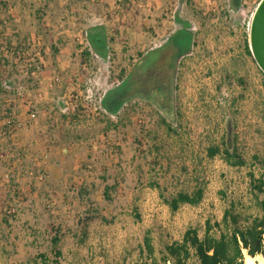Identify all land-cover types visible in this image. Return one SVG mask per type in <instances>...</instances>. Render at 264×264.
<instances>
[{
  "label": "rangeland",
  "instance_id": "374dc122",
  "mask_svg": "<svg viewBox=\"0 0 264 264\" xmlns=\"http://www.w3.org/2000/svg\"><path fill=\"white\" fill-rule=\"evenodd\" d=\"M4 1L1 51L5 38L27 40L0 92L17 124L0 136V264H133L145 231L158 249L188 228L201 236L229 201L254 213L247 184L264 168V79L246 46L259 0H132V10L121 0ZM185 24L193 46L176 62L166 109L140 96L105 109L128 75L164 65L168 51L152 53ZM89 37L103 40L102 56ZM223 140L244 166L207 156ZM196 186L199 204H165Z\"/></svg>",
  "mask_w": 264,
  "mask_h": 264
},
{
  "label": "trees",
  "instance_id": "16d2710c",
  "mask_svg": "<svg viewBox=\"0 0 264 264\" xmlns=\"http://www.w3.org/2000/svg\"><path fill=\"white\" fill-rule=\"evenodd\" d=\"M132 2V0H121L117 4L122 10H132L134 8ZM3 9L7 10V4L4 0H0V12ZM133 13H135V10H133ZM165 15L167 13L162 14L161 18H166ZM162 19H159L158 23ZM172 19L177 23L182 24L183 22L178 13ZM15 37V41L4 39V52L0 48V92L6 87L4 75L12 64L11 61L17 58V54L19 56L23 54L22 52L25 49L24 44L27 39L18 35H15ZM192 40L193 33L189 24L175 30L167 38L164 45L152 53L156 57L163 50H167L169 56L164 65L153 67V70L148 71L143 79L137 81L133 77L134 74L128 75L121 97L114 101L104 99V108L115 114L123 101L134 96H140L142 100L157 109H166L172 100V91L175 88L173 81L177 72L176 62L179 58L189 54L193 46ZM89 42L93 51L102 56L104 51L103 40L89 37ZM9 52H11L10 56L7 55ZM246 52L251 57L248 46H246ZM150 59V57H146L141 63L148 66ZM31 70L28 72L29 75L34 72V67H31ZM262 76L264 79L263 74ZM4 106L6 107L0 109V123H2V119L6 121L0 126V136L9 139L11 128L14 126V118L11 105ZM167 128L169 129V126ZM206 154L208 157L221 155L232 166L241 167L245 165V161L238 154L236 147L228 145L224 140L221 145L209 146ZM252 158L259 160L256 155H253ZM113 189L114 185L104 187L103 194L107 199L108 192ZM247 194L254 213H243L237 209L233 201H229L222 212L220 220L205 221L201 236L195 228H188L178 241H173L156 249L149 231H145L141 246L138 249L139 260L133 264H244L245 255L254 257L264 254V197H261L264 195V168L258 176L248 173ZM202 196V187L196 186L190 192L179 191L170 199L164 200V202L170 210L175 211L180 205L195 206L199 204ZM3 220L6 221L4 218ZM53 233L50 243L56 247L59 242V230L55 229ZM54 254L60 255L57 251ZM43 259L44 256H40L42 264H46Z\"/></svg>",
  "mask_w": 264,
  "mask_h": 264
},
{
  "label": "water",
  "instance_id": "95a60500",
  "mask_svg": "<svg viewBox=\"0 0 264 264\" xmlns=\"http://www.w3.org/2000/svg\"><path fill=\"white\" fill-rule=\"evenodd\" d=\"M248 48L254 63L264 75V0H259L252 13Z\"/></svg>",
  "mask_w": 264,
  "mask_h": 264
},
{
  "label": "bare ground",
  "instance_id": "6f19581e",
  "mask_svg": "<svg viewBox=\"0 0 264 264\" xmlns=\"http://www.w3.org/2000/svg\"><path fill=\"white\" fill-rule=\"evenodd\" d=\"M244 264H264V254L250 257L245 255Z\"/></svg>",
  "mask_w": 264,
  "mask_h": 264
},
{
  "label": "crops",
  "instance_id": "0c3cea01",
  "mask_svg": "<svg viewBox=\"0 0 264 264\" xmlns=\"http://www.w3.org/2000/svg\"><path fill=\"white\" fill-rule=\"evenodd\" d=\"M50 5H51V4H49L48 6H49V7H52V6H50ZM3 10H4V9H3ZM3 10H2V11H3ZM7 10H8V6H7ZM3 23H4V21H0V25H3V26H4ZM1 31L3 32V35H4V34H5V29L2 28ZM6 39H9V38H6ZM212 55L214 56V54H212ZM212 55H211V56H212ZM200 100H201V99H200ZM201 101H202V100H201ZM211 131H212V129H211ZM24 133H26V132H24ZM182 133H187L186 128H183V132H182Z\"/></svg>",
  "mask_w": 264,
  "mask_h": 264
},
{
  "label": "built area",
  "instance_id": "2783aa9c",
  "mask_svg": "<svg viewBox=\"0 0 264 264\" xmlns=\"http://www.w3.org/2000/svg\"><path fill=\"white\" fill-rule=\"evenodd\" d=\"M248 31H249V28H248ZM30 117H31V118H34V114H31ZM15 126H17V124H15L13 127H15ZM13 127H12V128H13Z\"/></svg>",
  "mask_w": 264,
  "mask_h": 264
}]
</instances>
